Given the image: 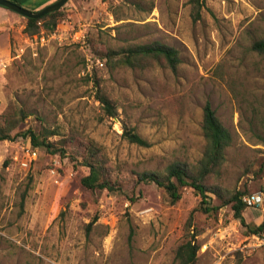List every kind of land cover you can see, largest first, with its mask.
Here are the masks:
<instances>
[{
	"label": "rangeland",
	"instance_id": "obj_1",
	"mask_svg": "<svg viewBox=\"0 0 264 264\" xmlns=\"http://www.w3.org/2000/svg\"><path fill=\"white\" fill-rule=\"evenodd\" d=\"M1 9L11 20L0 28V115L22 114L17 131L54 130L49 141L65 154L0 141V264H177L175 249L192 234L196 264H264L262 234L251 232L264 204L245 209L243 227L230 205L196 210L192 188L172 204L163 189L138 182L174 163L197 166L209 102L233 142L206 184L264 199V58L250 51L264 34V0H68L54 31L33 36L22 16ZM154 42L178 52L174 71L162 60L138 69L103 58ZM124 128L149 146L129 143ZM90 140L114 193L80 184Z\"/></svg>",
	"mask_w": 264,
	"mask_h": 264
},
{
	"label": "trees",
	"instance_id": "obj_2",
	"mask_svg": "<svg viewBox=\"0 0 264 264\" xmlns=\"http://www.w3.org/2000/svg\"><path fill=\"white\" fill-rule=\"evenodd\" d=\"M13 2L23 7L20 1L14 0ZM38 10L34 9L31 11ZM61 10L59 9L38 19L21 17L25 20L23 32L28 36L36 35L41 28L47 32H53L58 24V20L62 18ZM250 51L258 57L264 58V34L261 38L251 43ZM103 58H106L107 62H114L118 66L121 65L138 69L145 68L150 60H162L167 68L172 71L179 64L178 52L158 42L122 47L117 51L111 50L103 55ZM97 98L104 114L109 118L115 117L116 109L111 101L100 93L97 95ZM23 117L22 114L18 117L0 115V141H15L21 138L27 141L32 149L43 148L51 154L59 153L64 156L65 150L62 147L56 148L49 141L51 136L57 134L54 130L40 126L36 128L28 127L25 130L17 131L16 127ZM201 133L205 144L202 157L197 166L190 169L185 164L174 163L166 169L163 177L154 173H142L138 175V182L145 184L153 183L163 189L172 204L180 199L179 190L181 187L192 188L200 197V202L196 210L210 214L217 212L223 206L230 205L234 218L243 227H246L247 225L243 216L246 207L242 203L241 197L248 195V193L237 191L227 196V191L222 188L206 184V180L210 175L218 173V170L225 160V152L233 142L230 131L218 120L209 102H206L202 108ZM123 137L131 144L140 147L149 146V143L132 129L124 128ZM262 141L264 142V140ZM82 153L80 164L88 169V174L81 178V186L87 190H106L109 193H114L119 190L115 182L106 176L101 149L90 140L86 145L82 146ZM211 196H215L218 200H221V204L213 205ZM263 230L264 216L260 225L251 232L252 234H262ZM195 236L196 234H192V240L180 244L175 249L174 261L177 264H196L200 246L195 243Z\"/></svg>",
	"mask_w": 264,
	"mask_h": 264
},
{
	"label": "water",
	"instance_id": "obj_3",
	"mask_svg": "<svg viewBox=\"0 0 264 264\" xmlns=\"http://www.w3.org/2000/svg\"><path fill=\"white\" fill-rule=\"evenodd\" d=\"M67 1L68 0H56L52 4H49L38 11L28 10L16 4L15 2H11L9 0H0V7L8 9L9 11L13 13L18 14L28 19H38L44 15H48L50 13H53L61 9Z\"/></svg>",
	"mask_w": 264,
	"mask_h": 264
},
{
	"label": "crops",
	"instance_id": "obj_4",
	"mask_svg": "<svg viewBox=\"0 0 264 264\" xmlns=\"http://www.w3.org/2000/svg\"><path fill=\"white\" fill-rule=\"evenodd\" d=\"M20 1L21 5L27 9L34 10V9H42L45 7L46 0H18ZM11 16L9 12L4 11L0 8V28H9Z\"/></svg>",
	"mask_w": 264,
	"mask_h": 264
},
{
	"label": "built area",
	"instance_id": "obj_5",
	"mask_svg": "<svg viewBox=\"0 0 264 264\" xmlns=\"http://www.w3.org/2000/svg\"><path fill=\"white\" fill-rule=\"evenodd\" d=\"M241 200L242 203L245 205L246 209L258 208L264 204V199L260 193L244 195L241 197ZM261 243L264 245V230L262 232Z\"/></svg>",
	"mask_w": 264,
	"mask_h": 264
}]
</instances>
